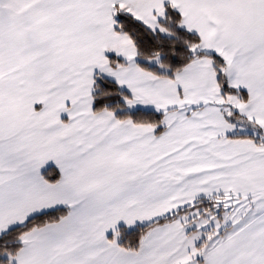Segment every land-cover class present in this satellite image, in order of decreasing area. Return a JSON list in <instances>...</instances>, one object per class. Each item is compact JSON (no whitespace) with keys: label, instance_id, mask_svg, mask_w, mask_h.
Here are the masks:
<instances>
[{"label":"snow or ice","instance_id":"1","mask_svg":"<svg viewBox=\"0 0 264 264\" xmlns=\"http://www.w3.org/2000/svg\"><path fill=\"white\" fill-rule=\"evenodd\" d=\"M0 264H264V0H0Z\"/></svg>","mask_w":264,"mask_h":264}]
</instances>
